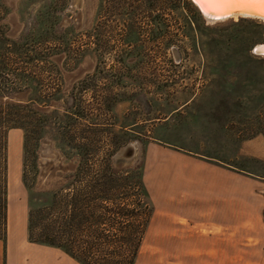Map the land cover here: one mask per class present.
<instances>
[{
  "label": "rangeland",
  "instance_id": "obj_1",
  "mask_svg": "<svg viewBox=\"0 0 264 264\" xmlns=\"http://www.w3.org/2000/svg\"><path fill=\"white\" fill-rule=\"evenodd\" d=\"M260 42L263 19L209 21L192 0H0V247L8 157L11 168L21 157L39 236L52 199L77 193L84 173L142 182L150 142L229 159L264 135ZM15 128L22 150L9 144ZM128 144L135 157L117 164ZM164 178L154 181L160 204ZM153 207L137 264H263V224L197 228Z\"/></svg>",
  "mask_w": 264,
  "mask_h": 264
},
{
  "label": "crops",
  "instance_id": "obj_2",
  "mask_svg": "<svg viewBox=\"0 0 264 264\" xmlns=\"http://www.w3.org/2000/svg\"><path fill=\"white\" fill-rule=\"evenodd\" d=\"M11 136L22 150V130L9 132V144ZM243 160L259 162L261 168L247 169L234 162ZM263 165L264 135L244 140L236 156L229 159L193 155L150 142L146 147L144 182L156 208L163 207L172 217L178 216L197 228L217 226L230 232L237 229V224L248 228L263 224L264 259ZM12 167L8 157L6 241L5 247H0V264H81L59 247L29 240L30 206L21 178V157L12 162ZM159 174L168 183L162 204L154 193L155 176Z\"/></svg>",
  "mask_w": 264,
  "mask_h": 264
},
{
  "label": "trees",
  "instance_id": "obj_3",
  "mask_svg": "<svg viewBox=\"0 0 264 264\" xmlns=\"http://www.w3.org/2000/svg\"><path fill=\"white\" fill-rule=\"evenodd\" d=\"M125 173L117 186L107 172L84 173L77 193L63 191L52 199L51 221L40 226L39 236L29 212V240L59 247L81 264H135L154 207L144 173L139 183Z\"/></svg>",
  "mask_w": 264,
  "mask_h": 264
},
{
  "label": "water",
  "instance_id": "obj_4",
  "mask_svg": "<svg viewBox=\"0 0 264 264\" xmlns=\"http://www.w3.org/2000/svg\"><path fill=\"white\" fill-rule=\"evenodd\" d=\"M196 5L200 13L206 20L221 21L228 19L236 14H247L250 17L262 18L264 16V0H224L223 3L217 6H211L204 2V0H192ZM219 16L218 18H211L204 12ZM264 48V42L258 43L254 51L260 55H264V52H259L257 49ZM135 148L133 144H128L122 147L114 156V160L117 164L126 163L133 159Z\"/></svg>",
  "mask_w": 264,
  "mask_h": 264
},
{
  "label": "snow or ice",
  "instance_id": "obj_5",
  "mask_svg": "<svg viewBox=\"0 0 264 264\" xmlns=\"http://www.w3.org/2000/svg\"><path fill=\"white\" fill-rule=\"evenodd\" d=\"M204 2L208 5H211V6H217L221 3L224 2V0H204ZM257 51L259 52H264V48H261V49H257Z\"/></svg>",
  "mask_w": 264,
  "mask_h": 264
},
{
  "label": "bare ground",
  "instance_id": "obj_6",
  "mask_svg": "<svg viewBox=\"0 0 264 264\" xmlns=\"http://www.w3.org/2000/svg\"><path fill=\"white\" fill-rule=\"evenodd\" d=\"M203 13H205L207 16H209V17H211V18H218V17H219V16H216V15H214V14H209V13L206 12L205 10H204ZM238 16L250 17V16H248L247 14H241V15L236 14V15H234V16H232V17H238ZM257 18H258V17H257ZM259 18H260V17H259ZM261 19L264 20V16H263ZM209 21H210V20H209ZM133 145H134V144H133ZM134 148H135V145H134ZM134 156H135V152H134Z\"/></svg>",
  "mask_w": 264,
  "mask_h": 264
}]
</instances>
